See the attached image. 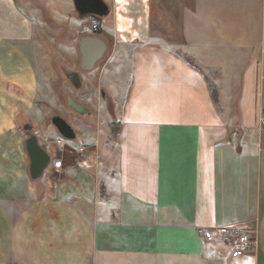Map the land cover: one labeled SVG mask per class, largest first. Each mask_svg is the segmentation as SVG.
Instances as JSON below:
<instances>
[{
	"label": "crops",
	"instance_id": "obj_1",
	"mask_svg": "<svg viewBox=\"0 0 264 264\" xmlns=\"http://www.w3.org/2000/svg\"><path fill=\"white\" fill-rule=\"evenodd\" d=\"M104 1L95 32L73 0H0V264H225L228 245L197 229L233 224L257 242L229 264H264V0ZM84 34L110 49L100 80L123 93L114 133L80 153L45 122L37 53H79ZM30 135L49 155L36 176Z\"/></svg>",
	"mask_w": 264,
	"mask_h": 264
},
{
	"label": "rangeland",
	"instance_id": "obj_2",
	"mask_svg": "<svg viewBox=\"0 0 264 264\" xmlns=\"http://www.w3.org/2000/svg\"><path fill=\"white\" fill-rule=\"evenodd\" d=\"M256 3L260 0H255ZM33 10V8H32ZM256 10L258 11V3L256 5ZM33 13L41 14L42 13L36 10H33ZM69 17L65 20L68 21ZM107 19L109 17L102 20V24L106 25ZM258 19V20H257ZM71 21H76L75 18H72ZM254 25L259 26L263 23L264 25V18L262 19L260 16L258 18H255ZM42 22L46 26V22L43 19ZM78 22L84 27L83 21L78 20ZM50 29V28H49ZM174 38H176L177 42H181V38L178 34L172 35ZM72 36V41H73ZM75 40V38H74ZM110 48V47H109ZM110 52V49H107L104 55L97 60L94 67L90 70H82L78 66V57L79 53L78 51L73 52H59L58 50L51 49L47 51H38L37 57L38 61L42 66V70L44 75L49 79V85L52 86V95L55 96V98H52L51 100H48L47 98L46 105L44 106V113H45V122L46 123H52L50 118L54 114L61 115L74 129L75 131V137L73 139H67L63 138L68 142L69 145L75 146L77 149L79 146H81L80 143H88V142H95V139L102 138L104 140V133H106V129L108 127V123L113 122L115 124L118 115L116 114V106H118V100L121 98V95L123 91L119 89L117 94V99L114 100V97L110 93V87L107 84L105 80H100V72L103 70L105 60L107 59L108 53ZM223 67L226 72H229L228 69L231 72H234L236 69L235 67H227V59L222 58ZM63 65L65 66L63 68ZM41 70V71H42ZM217 70V71H216ZM223 69L219 72L218 69L215 68L213 71L209 70L207 74L213 78L214 81L220 79V73ZM67 71H76L79 77L80 86L77 88L72 84V82L69 80V78L66 76ZM236 75V74H235ZM260 80L262 81V97L264 99V74H260ZM235 83L232 82H226L225 90H235L237 89L234 85ZM221 87V83L219 82H211V89L214 92V94L217 96V102L219 104L218 100V91L219 86ZM238 85V84H237ZM47 94L50 96V90L51 87L49 86ZM99 90H102L103 93L100 96ZM225 91V92H226ZM80 92H87L85 96H81ZM113 95H116L115 91H112ZM66 94H69L72 98H75L77 101H80L89 109V113L85 114H79L74 109H72L66 100ZM228 94V93H226ZM48 96V95H47ZM117 100V101H116ZM117 103V104H116ZM108 107V108H107ZM228 108V106H227ZM91 111V112H90ZM97 134V138L95 135ZM46 135V136H45ZM44 137L47 138V133L42 132L41 134V140L42 142H45L46 140ZM108 138V133L105 135V139ZM49 139V138H48ZM104 142V141H103ZM77 144H80L77 146ZM103 144V143H102ZM87 147L89 146L88 144ZM67 148V146L65 147ZM61 150V149H60ZM60 152V151H59ZM70 156L73 157V154L75 151L68 150L67 152ZM7 231L9 232V229L4 225H0V237L5 238ZM11 234L13 230H10ZM222 249V247H220ZM219 264V263H218ZM234 264H236L234 262Z\"/></svg>",
	"mask_w": 264,
	"mask_h": 264
},
{
	"label": "water",
	"instance_id": "obj_3",
	"mask_svg": "<svg viewBox=\"0 0 264 264\" xmlns=\"http://www.w3.org/2000/svg\"><path fill=\"white\" fill-rule=\"evenodd\" d=\"M74 8L78 17L84 18L89 15L104 16L108 13L109 7L104 0H73ZM78 50L80 53L79 67L82 70H90L94 67L106 51L105 42L95 34H84L79 37ZM66 76L75 87L80 86L79 77L76 71H67ZM68 105L75 111L83 114L88 113L89 109L83 106L69 94H66ZM59 134L67 139L75 137L73 127L59 114H54L50 118ZM27 149L32 163V175H38L49 162V155L38 145L33 136L27 140Z\"/></svg>",
	"mask_w": 264,
	"mask_h": 264
},
{
	"label": "built area",
	"instance_id": "obj_4",
	"mask_svg": "<svg viewBox=\"0 0 264 264\" xmlns=\"http://www.w3.org/2000/svg\"><path fill=\"white\" fill-rule=\"evenodd\" d=\"M100 27L99 18L96 15L89 16V29L91 31H96ZM264 126V109L261 108L256 128L261 136V131ZM85 150V145H81L78 151L82 153ZM61 161L56 159L53 161L54 168H60ZM197 232L202 234L208 240H219L228 245V253L226 256L225 264H229L227 260L233 257H237L245 254L249 250L253 249L256 245L257 238L255 235V230L247 228L243 225H223L217 227H199Z\"/></svg>",
	"mask_w": 264,
	"mask_h": 264
},
{
	"label": "trees",
	"instance_id": "obj_5",
	"mask_svg": "<svg viewBox=\"0 0 264 264\" xmlns=\"http://www.w3.org/2000/svg\"><path fill=\"white\" fill-rule=\"evenodd\" d=\"M97 17L100 18L99 16H97ZM98 31L99 30H96L95 32H98ZM186 59L192 63L191 57L189 55H186ZM117 123H118L117 120H116L115 124L113 122L108 123V126L110 128L111 133H114L115 128L117 126Z\"/></svg>",
	"mask_w": 264,
	"mask_h": 264
},
{
	"label": "flooded vegetation",
	"instance_id": "obj_6",
	"mask_svg": "<svg viewBox=\"0 0 264 264\" xmlns=\"http://www.w3.org/2000/svg\"><path fill=\"white\" fill-rule=\"evenodd\" d=\"M78 66H79V61H78ZM78 88V87H77ZM99 93H100V96H101V94L103 93V91L102 90H99ZM87 94V92H80V95L81 96H85ZM73 99H75V98H73ZM76 100V99H75ZM77 101V100H76ZM77 102H79L80 104H82L83 105V103L82 102H80V101H77ZM83 106H85V105H83ZM108 108V107H107ZM73 109V108H72ZM77 112V111H76ZM91 112V111H90ZM79 113V112H78ZM89 113V112H88ZM79 114H81V113H79ZM83 114H85V113H83Z\"/></svg>",
	"mask_w": 264,
	"mask_h": 264
}]
</instances>
